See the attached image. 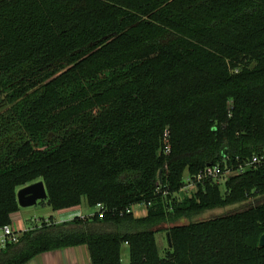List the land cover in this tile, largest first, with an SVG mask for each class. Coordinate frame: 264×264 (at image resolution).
I'll return each instance as SVG.
<instances>
[{
  "label": "trees",
  "instance_id": "trees-1",
  "mask_svg": "<svg viewBox=\"0 0 264 264\" xmlns=\"http://www.w3.org/2000/svg\"><path fill=\"white\" fill-rule=\"evenodd\" d=\"M40 180L53 211L102 210L42 220L0 264H123V245L128 264H264V201L193 220L264 196V0H0V233Z\"/></svg>",
  "mask_w": 264,
  "mask_h": 264
},
{
  "label": "rangeland",
  "instance_id": "rangeland-1",
  "mask_svg": "<svg viewBox=\"0 0 264 264\" xmlns=\"http://www.w3.org/2000/svg\"><path fill=\"white\" fill-rule=\"evenodd\" d=\"M220 183L223 182V176L220 177ZM195 190V185L187 186L185 189H182L180 192L177 193V197L182 198L185 195H190ZM18 191V190H17ZM259 200H249L242 204L237 205H231L224 208H216L212 210H205L204 212L198 214L196 217L193 218V220H205L213 217L222 216L228 213H232L235 211H240L252 204H256L260 201H264L263 197H258ZM256 198V199H258ZM82 212L84 214H93L98 211V207H90L86 199H82ZM136 208V207H135ZM50 216L55 217L56 219H59L61 216V212L59 211H53L51 207L47 206L46 204H42L41 201H38L35 205L29 206V207H20V219L24 221V224L26 227H32L35 225H39L42 220L48 219ZM188 220L184 219L182 222H187ZM168 225H163L160 228L165 229ZM18 234V233H17ZM20 235V233L18 234ZM156 244L159 250V254L161 256L165 255V251L168 247V241L167 237L164 231L157 232L156 235ZM129 261V251L128 247L126 245H123L122 247V263L128 264Z\"/></svg>",
  "mask_w": 264,
  "mask_h": 264
},
{
  "label": "crops",
  "instance_id": "crops-1",
  "mask_svg": "<svg viewBox=\"0 0 264 264\" xmlns=\"http://www.w3.org/2000/svg\"><path fill=\"white\" fill-rule=\"evenodd\" d=\"M82 204V203H81ZM74 208L60 210L61 216L59 219H54L57 222H63L73 219L75 216H89L82 212V205ZM135 217H143L147 213L145 206H139L132 209ZM13 230L18 234L30 227H26L24 221L20 219V209L12 215ZM33 227V226H32ZM26 264H91L87 249L85 246L68 247L55 251L39 254L31 259Z\"/></svg>",
  "mask_w": 264,
  "mask_h": 264
},
{
  "label": "built area",
  "instance_id": "built-area-1",
  "mask_svg": "<svg viewBox=\"0 0 264 264\" xmlns=\"http://www.w3.org/2000/svg\"><path fill=\"white\" fill-rule=\"evenodd\" d=\"M260 162V157L254 155L251 159V164ZM221 173L219 166H207L204 170L198 173L194 178H187L188 184L195 185L196 182L201 181L204 178H217ZM229 174V172H228ZM186 186V187H187ZM185 187V188H186ZM98 211L102 210V206L98 205ZM19 235L15 232L11 225H6L2 228L0 233V249L4 248L8 243L16 242L18 240Z\"/></svg>",
  "mask_w": 264,
  "mask_h": 264
},
{
  "label": "water",
  "instance_id": "water-1",
  "mask_svg": "<svg viewBox=\"0 0 264 264\" xmlns=\"http://www.w3.org/2000/svg\"><path fill=\"white\" fill-rule=\"evenodd\" d=\"M47 197L44 182L42 180L30 183L18 189L17 201L19 207H29ZM259 245L264 246V234L259 239Z\"/></svg>",
  "mask_w": 264,
  "mask_h": 264
}]
</instances>
